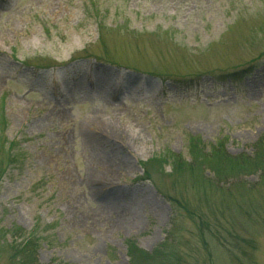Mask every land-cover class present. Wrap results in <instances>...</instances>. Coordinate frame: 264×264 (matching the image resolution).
<instances>
[{
  "label": "rangeland",
  "instance_id": "374dc122",
  "mask_svg": "<svg viewBox=\"0 0 264 264\" xmlns=\"http://www.w3.org/2000/svg\"><path fill=\"white\" fill-rule=\"evenodd\" d=\"M261 139L264 0H0V264H264Z\"/></svg>",
  "mask_w": 264,
  "mask_h": 264
},
{
  "label": "trees",
  "instance_id": "16d2710c",
  "mask_svg": "<svg viewBox=\"0 0 264 264\" xmlns=\"http://www.w3.org/2000/svg\"><path fill=\"white\" fill-rule=\"evenodd\" d=\"M264 141V139H261ZM210 154L214 157H220L221 159L226 162V164L230 167V169L235 170L238 174L234 176L236 180L239 178L247 177L250 175H257L259 177V182L262 181L264 185V148L257 151L256 156H253V159H250L249 157H246L245 155H241L239 157L231 158L224 152L222 146L219 144L217 146H211ZM188 152L189 155L195 157L200 154H203L205 149L203 148V144L198 140H190L188 142ZM263 150V152H260ZM203 151V152H202ZM159 164H171L174 171L182 170L183 168H187L189 170H195L197 169V166L195 164H189L185 165V163L182 161L181 158L173 156V155H164L159 158H153L151 161L147 163L142 164L143 173L146 177L147 170L146 168L149 165H159ZM193 168V169H192ZM247 174V175H246ZM213 175L215 178H219L218 182L220 181V177L216 176L214 173ZM242 175V176H241ZM221 178L224 180H231L232 176L228 175L227 173H223ZM211 187H215L219 189V185H216L214 183L210 184ZM177 210L182 209V205L175 203ZM209 231V229H208ZM24 240L23 242H25ZM22 242V243H23ZM36 240L35 239H29L27 240L23 245L20 244L18 248H16L15 257L18 259V262L21 264H39L37 259V249H36ZM170 244L169 240H166L163 244L159 245L155 250H153L150 254L145 253L138 249L136 243L134 240H126L125 246L127 249V256L129 259V264H153V262H159L160 264H165L164 262L170 258L167 257L166 254V247ZM167 257V258H166ZM173 257V256H172ZM163 261V263H162Z\"/></svg>",
  "mask_w": 264,
  "mask_h": 264
}]
</instances>
